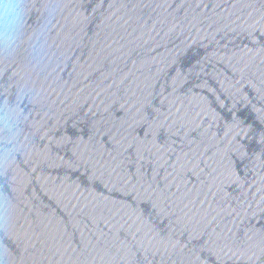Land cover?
I'll return each instance as SVG.
<instances>
[{"label": "water", "instance_id": "95a60500", "mask_svg": "<svg viewBox=\"0 0 264 264\" xmlns=\"http://www.w3.org/2000/svg\"><path fill=\"white\" fill-rule=\"evenodd\" d=\"M21 2L0 264H264V0Z\"/></svg>", "mask_w": 264, "mask_h": 264}, {"label": "clouds", "instance_id": "9594fccd", "mask_svg": "<svg viewBox=\"0 0 264 264\" xmlns=\"http://www.w3.org/2000/svg\"><path fill=\"white\" fill-rule=\"evenodd\" d=\"M23 22L21 0H0V41L12 44Z\"/></svg>", "mask_w": 264, "mask_h": 264}]
</instances>
